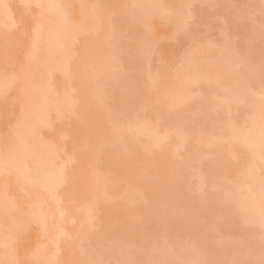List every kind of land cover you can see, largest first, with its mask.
<instances>
[{
	"label": "bare ground",
	"instance_id": "1",
	"mask_svg": "<svg viewBox=\"0 0 264 264\" xmlns=\"http://www.w3.org/2000/svg\"><path fill=\"white\" fill-rule=\"evenodd\" d=\"M127 1L128 0H123L120 5H125L123 4V2L126 3ZM209 1L210 0H199V2L197 0H140L137 4L129 2L130 5L133 6H131V8L135 7V9H137L135 11L136 14H134L133 10L129 12L131 14L133 13L132 16L134 15V19L132 18L133 21H135L136 23L141 22L140 24H143L145 22L139 20H142L143 18V20L145 21V17L154 18L155 21H163L180 16L183 18V15L190 11L189 9L192 4L195 5L194 3H198L196 6L203 7L204 5L205 7V4H209ZM262 2L264 1L262 0L261 3ZM38 4L41 5V7H37ZM49 4L63 5L67 22L72 25H77L81 28L80 40L74 49V58L70 66V77L67 76L65 72L57 68V64L60 61V56L55 50V39L57 34L61 30V25L55 14V10L49 9ZM98 4L99 3L95 0H0V98L11 96L10 98H13L14 100L13 111L15 113L14 119L10 122V133L7 139L0 140V142L6 141L5 143H0V264H133L130 260L123 257L120 259L111 257L108 253V250L106 249V244L104 243L105 241H102L100 239L101 237L99 238L98 233H96L97 230L99 231V229L96 228L99 227L98 225L100 224L97 223V225L91 222V220L89 221V219L91 218L99 219L101 213L107 215V208H105L107 203L105 202L113 201L111 200L112 197L110 196L108 200H105L108 196L105 195L106 198L104 199L103 196H100L99 199V197L95 195V191L98 188V190H100L101 187L104 189L110 184L106 179L104 180V182H102V180L100 181L102 176L101 178H99L95 175L98 172H94V170L91 169V167L95 163L94 155L95 159L97 158L96 156L98 154L99 158L102 156H108V152L114 151V149L115 151H117L123 147L122 145H126V147H124L127 152L131 150L133 153H136L135 151L138 148H141L140 146H142V149L145 148L144 150L149 149L150 147L158 148L161 144L170 143L174 138V133L178 134L180 129L183 131V128L182 124L180 123L176 127L172 124V127H175L174 130H171L166 124L162 125L158 123V125H153V120L149 119V116H147L149 114H145L146 116L143 117H140L139 114L128 116L129 118H127V120L120 125L113 126L112 128L107 127L108 125L105 123L107 122L106 117H108V111H105L104 109L109 104L104 103L106 105L105 106L102 103L104 101H102L103 98L100 97L104 96V92L102 91V93H99L98 97L94 94V88L96 87L97 89L98 82L101 78L109 75V73L107 74L108 69H111L110 71L113 73H110V77L111 75H113L112 78H115L114 75H116L117 72L115 68L118 67L116 63H114L116 67L112 69L113 66L108 65V61L110 60L109 58H111V55H114L116 57V52L118 53V55L120 54L121 50V52H123V42L119 40L121 38H116L112 41V36H114L115 34H111L108 30L112 29V25L109 24L110 21L108 22L110 18H107V14L106 16L105 14H103L105 13V11H103V13L102 11H100L101 3L100 5ZM120 5L117 4L115 8L119 7ZM262 5L261 10H264V6ZM125 6L127 8H130L128 7L127 3ZM69 8H71L73 14L71 15V17L67 16V10ZM138 10H141V12L143 11L142 13L145 17L141 15V18H137L139 20H135V17H138L137 14H142ZM263 10L262 13L264 14ZM200 12L202 14L205 13L203 12V9ZM130 13L129 16H131ZM186 17H184L183 19H185ZM198 18H200V16H197L196 19ZM202 19L205 18H201L196 21L199 22L201 20L203 22L204 20ZM149 21H151V19L148 20L147 24L146 20L145 26L150 25L151 22L149 23ZM37 23L42 24L44 28L42 52L37 62L32 65H24V56L26 51L29 49L33 34V28ZM108 25L110 28H108ZM259 27H261V29ZM259 27V30L258 28H254L255 31L253 32V35L255 36V41L256 37L258 36L263 38H258L261 40L260 43L262 44V40H264V37H262L264 36V25H262V22ZM256 30L260 33H257ZM179 31L180 30H178V32ZM178 32L176 33V35L178 34ZM148 33L150 35L151 41L148 39L149 35L145 30V33L143 35L147 37L143 38L142 35L137 37L136 43L140 44V42L138 41L139 38L140 40L143 39V43H141L143 47L147 46V40L152 43L151 33ZM240 35H242L243 37L244 34L242 33ZM246 37L247 42L244 40V38H242L240 42V44H242L244 47L243 48L242 45H240L243 49V52L245 51V49L253 47L251 38L248 35ZM110 41L112 42V44L110 43ZM115 41L117 42L116 47L115 43L113 44V42ZM50 42L52 44L51 50L49 44ZM150 42L148 44L151 45ZM117 47H119V52L115 50V48ZM134 47L135 46L133 44V48ZM228 47L230 48V46ZM229 48H227V51H233L231 48L229 50ZM261 48L262 47L259 46V50ZM110 49L111 51H109ZM112 49H114L116 52H113ZM257 50L258 49L254 50L256 52L254 54L255 56L252 55L253 53L249 50L250 54L252 53V58L249 53H244L243 57L246 59L249 58L248 61H245L246 64L243 63V61L246 60L244 58L243 61H241V59L239 61V58L237 59V61L242 62V64L237 63V61L233 62L228 58L230 60V63H236L239 65V67L241 65V69H244L243 64L244 67L247 64H251L254 65L256 69L259 68L261 70H259L260 72L258 71L259 75L257 78L259 82L254 79L252 80V76L251 78L249 76H244V73L242 72V75L247 78V82L243 80L244 84L246 83L248 85V83H250L249 85H251L252 90L254 91V93H251L248 89H246L244 92L248 90L250 92L249 94H257L261 97V100L258 99L259 96L255 97V99H257V103H254L255 105L258 104L256 107L257 110H254L255 113L251 109H248L249 111H247L246 106H244L245 102L248 103V101H244V99L248 97V94H246V97L244 98L242 96L243 94H240L241 89H245L242 86L243 84L240 83L243 77L236 78L233 76L235 79H238V81L241 79L240 82L236 81L240 86L234 83L233 87L232 81L235 82V80L233 79H231V81H227L226 74L228 72V69L226 67L228 66L226 65L229 64V60L225 59L223 53H220L222 54L221 56L219 54L220 58H218L216 61L219 63L214 65L216 63L214 62L211 65V63L205 61L204 58L200 59V51L195 52L197 71L193 75L192 79L186 80L183 76L178 77L175 72L171 74L169 76V91L166 92L159 100L163 103L164 107H159L158 109L155 108L154 110L151 109V112H157V114L155 113L156 117H158V114L161 113L160 116L163 117L164 122L165 120L167 122V119L171 121V113L169 110H172V108H176L177 106H179V108L181 109L179 110V112H189L190 110H187L186 106L184 107V105H188L187 103L191 100V96H187L188 89L193 88L194 92L197 93V95L202 94L204 98L206 97V104L202 99L201 106L203 107H199V110L200 108H206V112H211L210 109L214 108L212 110L214 111L215 106L212 98H216V101H219V105L220 107L222 106L221 109L223 108V110L224 108L228 110L235 106L241 107L242 105L240 104H244L243 106L245 107V110L243 111L250 112L249 116L253 115L252 119L250 117V125L248 124L249 122L246 123V121L244 120L245 125L243 124V127H245V129L241 127L242 125H236L234 122H232L233 126L229 127V124L227 123L224 126L225 128H219L218 131L222 134L220 136V142L218 143H215L213 139L214 137L211 138L212 135L210 138L207 137L209 132H206L209 130V128L213 129V131L217 130L216 127L207 125L205 126L206 131H204L205 129L199 130L198 128H201V126L204 127L203 125L205 124L198 125L200 124V122H196V124H192L193 128H190V139L194 141V144L199 146V148H196L192 145L193 154L198 149H200V144H198L196 141L198 139L200 141L199 137L205 135L206 140L209 139L208 142L205 141L206 143H208V146L210 148L213 144V146H215H212V148H215L213 150L207 147V149H210L212 153L214 152L215 154L216 151L222 155V149L225 148L223 153L224 156L222 155V159L220 158V155V157L216 155V158L220 162H231V159L234 158L235 161H238L240 163V176L238 174V176L234 177L235 179L230 176L225 177L226 179H230L226 181H233L234 183L229 184L228 182L226 183V181H223L224 183H222L224 187H222L221 185L219 186L221 187V189L219 187V189H217L221 190L219 191L221 193V196L224 194V199H221L222 203L224 204H222L224 206V209L228 207L227 211L229 213L237 215L238 217L240 216L241 219L243 218V220L241 221L240 218L237 217L238 224H240V222H243V225L241 224V226L244 227L242 228L248 230L250 229L254 234L255 241L253 240V246H255L253 247L252 252H256L257 249L259 260H261L260 264H264V255H262L264 254V82L262 81V79L264 80V72H262L264 63L261 59L262 53H259L261 55L259 56ZM141 53L143 54V52ZM234 56L237 55L235 54ZM234 56L233 58H235ZM107 59L109 60L107 61ZM111 59L113 60L112 64L115 61L117 62V60L114 61L113 58ZM252 59L254 61H257L258 66L256 61L254 62ZM259 62L263 64V66ZM162 65L163 64H161L160 66ZM238 65H234V68L238 67ZM259 65H261V67H259ZM3 67L7 68L8 71L5 72L4 70H2L1 68ZM234 68H231L232 72ZM245 69L246 71H248L249 67ZM252 69L253 68H250V70ZM256 69L254 68V72H252L253 74L256 73ZM156 72L158 73L159 71ZM13 74H15L17 78L16 82L13 85L7 87L6 91H3V89L5 88L6 77H11ZM160 75L162 74H160L159 72V74L154 77L155 81L153 82H157V79L160 78ZM256 83H260L259 88H257V86L254 87ZM149 84H151V82H149ZM237 87H239L240 90L236 89V91L235 88ZM253 87L255 90L253 89ZM257 89L259 92L257 91L256 93L255 91ZM143 90H148V87L144 84ZM214 90H217L219 94L217 93L216 95V91L214 92ZM106 98H109L110 100V96H107ZM109 100L107 99L106 101ZM210 100L211 103L209 102ZM241 101L244 102L240 103ZM208 102L210 105L208 104ZM182 106L184 108H182ZM243 106L242 108L244 109ZM143 107L142 109L140 107V111L143 109L148 111V109H145ZM207 108L209 109V111L207 110ZM159 109L162 112H167L165 113L166 116ZM75 110L76 112H81L83 116L80 117L81 120L79 119L78 121H76L77 123H79L78 126H76V123H74L75 121L72 120V112H74ZM114 110L112 109L110 111ZM215 111L217 112V109ZM64 112H67V117L64 120L57 117L58 113L61 114ZM119 112H121V109H119ZM202 112H204V110H202ZM41 114L44 115V120L40 119ZM180 119L182 118H178L177 120L181 122ZM46 128H49L50 130H52V132L50 131V133L48 132L46 135L38 132ZM158 128L164 130L161 132L160 130H158ZM191 129H193V131H191ZM199 131H204V133H202L201 135L199 134ZM182 134L183 136L186 135L184 133ZM70 138H72L73 141ZM194 138L195 140L196 138L198 139L195 141ZM210 139H212V142L210 141ZM111 142L117 143H115L114 145L117 149L114 148V146L110 145ZM211 143L212 145L210 146ZM51 145H56L58 147L56 164H61L67 161L64 173V183L54 192L49 191L39 183L30 182L28 179H26V176L24 174V167L27 166V168L31 170L30 175H32L33 177H39V175L41 174V168L37 166V161L39 159L47 157L49 147ZM119 145H121V147ZM127 145L129 148L127 147ZM177 145L174 146V154L178 152ZM109 146L113 147L114 149ZM107 147L110 148V150ZM181 147H183V145ZM181 147L179 148L181 149ZM131 148H133V150ZM210 150L209 154L211 153ZM149 151H151V149H149ZM227 151L229 152L226 153ZM172 152L171 154L173 155ZM225 153L226 155L228 154L227 156L229 158L225 156ZM231 153L234 155L230 157L229 155H231ZM191 154H189V157L191 156ZM225 157L227 158V160H225ZM108 158L110 159L109 156L107 157V159ZM163 160L164 158H161V161ZM164 164L165 166H160L162 167L161 169L163 172L160 171L161 169L159 171L161 173H164L165 170L166 173H160V177H158L157 174V178L154 176V180H157L159 178L163 181H166V178L174 176L175 184L174 182L170 183L168 179L169 184L177 185V183H179L178 185H180L181 182L184 181V179L187 177L184 168L176 170L173 168H168L166 163ZM249 164L250 167H247L246 165ZM246 169L249 170L246 171ZM171 171L173 173H171ZM168 172L171 174H169ZM241 172L244 173L241 175ZM202 173L203 175H205V173L207 174L209 172L204 171L201 172V174ZM198 174L196 173L193 175L197 176ZM201 174H199V176L197 177H200ZM175 175H177L178 178H176ZM197 177H195L196 180H199L201 178L200 177L199 179H197ZM260 177L261 179L263 178L261 182ZM135 178V176L128 177V179L131 181L132 179L135 181ZM236 178L239 180L236 181ZM255 179L256 182L254 181ZM108 181L111 184L113 183L115 185L112 180L108 179ZM199 181L198 185L202 184L203 187L202 181H200V183ZM106 182L108 184H106ZM126 182L129 184V186L125 184V182H121L122 185L119 186V182H116V184L118 185H113L111 189L115 190L113 191L114 193L112 192L111 194L114 196L117 194L119 196H123V194L121 193L127 192L123 191L124 188H127L128 191L131 190L130 188H132L135 194H137L138 191L136 192L134 189L136 188L139 190V188H137L135 184H130L128 180H126ZM196 182L197 181H195V184ZM124 185H126L127 187H124ZM200 185L198 187L195 185L197 187V191L198 189H200ZM254 185H256V187H254ZM121 189L123 192L120 191ZM202 189L203 188H201V190ZM133 191H131V193ZM141 192H143V190H141ZM141 192L139 191V196H141V200L143 201V199L148 197V194H146V192ZM131 193L129 194L128 192V194L126 193V196L124 195L123 197H125L127 200H129V197H131L130 200L133 201V199L138 195L134 196V194H132L134 197L133 198L131 196ZM104 194L105 193H103V195ZM141 194H143L144 196L142 197ZM102 199L105 200V206L102 205ZM93 201L95 203H92ZM93 204H95L96 206L94 207ZM112 205H114V202L111 203V207H113ZM93 208L97 210L99 209V214H97V212ZM238 208H240V210H238ZM136 210L140 212L138 209ZM137 211H134L135 214L138 213ZM90 212L91 214L92 212H96V215H90ZM109 213L111 215L110 217H112L113 213ZM90 216L92 217L90 218ZM150 217L154 218V214L151 213ZM103 223L104 226H107L109 224L107 220L103 221ZM136 224V226H140V224ZM107 229L108 228H106V230ZM105 234V236L104 234H102V239H106L109 236L107 232ZM95 243H97L98 245L96 246ZM93 245L96 251L93 250V248L91 249ZM98 246H100V249ZM102 246L105 247L103 248ZM125 246H127L126 243L122 247ZM142 246L143 248H141ZM192 247L193 250L197 251L195 249L196 244L192 245ZM196 248L198 249V247ZM101 249L103 250L101 251L102 254L98 252ZM139 249L140 250H138L137 253L138 260L136 264H146L145 261H149V259L151 258V253H149L147 250H144V245H141ZM169 250L171 249L169 248ZM212 250L215 254L214 249ZM91 252H93V254H91ZM97 253L99 255H97ZM195 253L196 252L189 253V256H191L187 257L188 260L185 259V261H188V263H185L184 260L183 262L185 264H201L200 260L203 256L200 257V254L198 252L196 254L199 255L195 256ZM238 253L240 254V252H237V255ZM233 254L234 253L230 254L228 258L229 260H227L230 261V263H228L227 261L225 263L222 260L217 259L218 264L219 261H222L224 264H237V262L235 261L238 260L241 261L238 264H245L246 262H248L246 258L243 259V256L242 258H238L240 257L239 255L236 256L235 254V256H233ZM94 255H96L97 257H94ZM261 255L263 258H260ZM172 257H174V255ZM203 258L210 261L209 256ZM112 259L116 263H113ZM213 259L210 262L216 264L215 258ZM172 260L176 262L175 264H184L182 261H179L175 257L171 258V261ZM206 260L203 261L202 259L204 264H210L208 262H205ZM242 260L245 261L242 262ZM160 263L165 264L166 259L160 261L158 264ZM150 264H155V262L153 261Z\"/></svg>",
	"mask_w": 264,
	"mask_h": 264
},
{
	"label": "rangeland",
	"instance_id": "2",
	"mask_svg": "<svg viewBox=\"0 0 264 264\" xmlns=\"http://www.w3.org/2000/svg\"><path fill=\"white\" fill-rule=\"evenodd\" d=\"M95 1L99 3L98 5H100L101 3L100 11H102V13L103 11H105V13L103 14H105V16L107 14V18H110L108 22L110 21L109 24L112 25L111 26L112 29H108L110 28L109 25H108V28L106 29H108L111 34L112 33L113 35L115 34L114 36H112L114 38V39L112 38V41L115 40L116 38H121L119 40L123 42V47H122L123 52H121L122 48L118 45L121 48L119 55L115 51L117 50L119 52L118 50L119 47L115 48V50L112 49L113 52L114 51L116 52L115 54L117 55L116 56L117 59L114 55H111L110 57L113 58L114 61L117 60V62L115 61L112 64L113 60L111 58H109L111 61L107 59V61L109 60L108 65L113 66V68L112 67H109V68L114 69L116 67L114 63H116L118 67V68H115L117 71L116 75H114L115 78H112L113 75H111L110 77V73L111 74L113 73L110 71L111 69H108V71L110 72L107 71V74L109 73V75L101 78L98 82L97 89L96 87L94 88L95 90L94 94L97 96L99 95V93H102V91L104 92L103 97L100 94L101 96L100 98H103L102 101H104L102 103L109 104L107 106L104 104L107 108L105 107L104 109L103 107L105 111H108L107 112L108 117H106V121L109 123L106 122L105 124L108 125L106 126L109 128H112L113 126H118L124 121H126L127 118H129L128 116L139 114L140 117H143V116H146L145 114H149L147 116H149V119L153 120V123H154L153 125H158V123L162 125L166 124L167 126H169L171 130H174L175 127L178 126L180 123L182 124V128H183V131L180 129L178 134L174 133L173 135L174 138L170 143L161 144L160 147L158 148L148 147L149 149H151V151H149V149H146L148 150L146 151L144 150L145 148L142 149V146H140L141 148H138L137 150L135 148L136 153H133L131 150L127 152V150L125 149L126 145H122L123 146L122 148L115 151L114 148H116V146L114 145L116 142L112 143L113 142L112 141L110 145L114 146V148L111 146L109 147L114 149V151L108 152L109 154L106 152L108 156L110 157V159L109 158L107 159L108 156H102L99 158L98 157L99 154L97 153L98 154L96 156L98 158L97 160V158L95 159V155H94L95 163L93 164L91 169H93L94 172H98L97 174L99 175L97 174L95 175L98 176L99 178H101L102 176L100 181L102 180V182H104V180L106 179L107 182L110 184L104 189L101 187L102 189L100 188V190H98L99 189L98 188L97 189L98 191L97 190L95 191V195L98 196L99 199H100V196H103V199L106 198V196H108L107 199L105 200H108V198L112 197L111 200H113L112 202H114V205H112L113 207H111V203H112L111 201L105 202L107 203L105 207L107 208L106 209L107 215H104L103 213H101L99 219L91 218L92 216H90L91 219H89V221L91 220V222H93L94 224H97V223L100 224V225L97 224L99 227H97L96 229H99V231L97 230L96 233H98V236L99 238L101 237L100 239L102 241H105L104 243L106 244V249L108 250V253L113 258L115 257L117 259H120L123 257L125 259L130 260L133 264H136L138 260L137 253H138V250H140L139 247L141 245H144V250H147L149 253H151V256H150L151 258L149 259V261L147 260L148 263L147 261H145L146 264H150L153 261L155 262V264H158L160 261L165 260V259H166L165 264H175L176 263L175 261L173 260L171 261V258H174V257L177 258L179 261L183 262L184 260L185 263H188V261H185V259L188 260L187 257L191 256V255L189 256L190 252L191 253L198 252L200 254L199 255L195 253V256L196 255H199L200 257L209 256L210 261L213 258H215L216 264H218L217 259L222 260L223 262L226 263V261L229 260L228 258L230 254L232 253H234L233 256H235V254L236 256L239 255L240 257L238 258H242V256H243V259L246 258L248 261L246 263L248 264H260L261 260H259L257 249H256V252L254 251L252 252L253 247L255 246V245L253 246V242L255 241L254 234L251 232L250 229L248 230V229L242 228L244 227V226H241L243 222H240V224H238L237 219L240 218V216L238 217L237 215H233L229 213L227 211L228 207L224 209V206H223L224 204L222 203V200L224 199L223 198L224 194L221 196V193L219 192L221 190H218L219 188L221 189V187L219 186L222 185V187H224L223 183L226 180H230L228 178L226 179L225 177L230 176L234 178L235 176H238V174L240 173V167H241L240 163L238 161H235L234 158L231 159V162H227V161L220 162L216 158V155H218V157L221 156L220 158L222 159V157L224 156L223 153H224L225 148L222 149L223 156L216 151H215V154L214 152L212 153L210 149L212 150L215 149V148H212L214 144L212 145L211 143L210 146L211 145L212 146L210 148L208 146V143L205 142V141L208 142L209 139L206 140L205 135H202V133L206 131L205 126L207 125L211 127H216L217 130L213 131V129L209 128V130L206 131L207 133L209 132L208 135L206 133L205 134L209 138L212 135L211 138L214 137L213 139L215 143H218L220 142L219 140L222 134L221 132L218 131V129L225 128L224 127L225 124L228 123L230 127V126H233L232 122H234L236 125H240V126L242 125L241 127L245 129V127H243L245 125V122H244L245 120L246 123L249 122L248 124L250 125V117L252 119L253 115L249 116L250 112H247V111H249L250 109L253 110V112L254 110H257L256 107L258 104L255 105L254 102L257 103V99H255V97L259 95L249 94L250 92L254 93V91L252 90L251 85H249L250 83H248V85L246 83L244 84V81L247 82V78L244 76H249L250 78L252 76L253 77L252 80L254 79L259 82L257 77L261 70L259 68L256 69V67L251 64L250 65L247 64L244 67V64H246L245 61H248L249 58L246 59L243 56H244V53L250 54V51L253 53L251 54L254 55L256 53L254 50L256 49L259 50V46L262 48L264 47V40H262V44L260 43L261 42L260 39H263V38L257 35L258 37H256V41H255V38H254L255 36L253 35L254 34L253 32L255 31L254 28L257 29L259 25L261 24V22H262V25H264V14L262 13L263 9L261 10L262 8L261 5L264 2L261 3L262 0H210L209 4L208 3L205 4V7L204 5L203 7L196 6L198 3L197 4L194 3L195 5L192 4V6L190 5L191 7L189 6L190 11L186 13L185 15H183L184 17L187 16L185 19H183L184 17L182 18L180 16V17H174V18H170L167 20H163V21H155L154 18L145 17L143 16V13H142L143 11L141 12V10H138L142 14L140 15L137 14L138 17H135V20L137 18H141V15H142L143 17H145V21L143 20V18L142 20H139V19L137 20L145 22V23L147 20V24H148V20L151 19V21H149V23L150 22L151 23L150 25H147L148 26L147 27L145 26V23L140 24L141 22L136 23L135 21H133L132 18L134 15L132 16L133 13L132 14L130 13L133 10L134 14H136L135 11L137 10L135 9V7L131 8L132 5H130V3L132 2L133 4L134 3L137 4L140 0H128L126 3L128 4V7L130 8H127L125 6L126 3L124 2L123 4L125 5L123 4H122L123 6L120 5V3H122L123 0H95ZM197 1L199 2V0ZM117 4L120 6L115 8ZM262 6H264V4ZM202 9H203V12H205L203 14L200 12L202 11ZM129 13L131 14V16H129ZM71 15H73L72 10L71 8H69L67 10V16L71 17ZM197 16H200V18L198 19L205 18V19H202L204 21L202 22L200 20L199 21L200 23L197 22L198 21V19H196ZM259 28L261 29V27ZM145 30L147 31L148 35H149L148 32H150L152 36V43L150 42L151 41L150 35L148 36V39L150 41L147 40L148 43L150 42L152 45L151 54H146L147 52L146 47L145 46L143 47L141 45V43H143L142 42L143 39L140 40L139 38L138 41L140 42V44L136 43L137 37L141 35L143 38L147 37L143 35L145 33ZM178 30L180 31L178 32ZM177 32L178 34L176 35ZM242 33L244 34L243 37L242 35H240ZM257 33H260V32L258 31ZM245 35L246 36L248 35L251 38V43L253 47L247 48L245 49L246 52L245 51L243 52V49H242L243 45L240 44V42L242 38H244V40L247 42V37ZM110 43L112 44L111 41ZM114 43L116 47L117 42L115 41L113 42V44ZM148 43L146 42L147 45H149ZM133 44L135 46L134 48H133ZM240 45H242V47ZM228 46H230V48L233 51H231ZM227 48H229L230 52L227 51ZM262 48L259 50V52L257 50V53L258 54L262 53L261 54L262 56L260 54L259 56L262 57L261 59H262V62L264 63V48L263 50ZM109 51H111V49ZM197 51L198 52L200 51L199 52L200 59L204 58V60L207 61L208 63H211V65L212 63L216 62L218 58H220V56L222 55L220 54L221 52L225 56L226 60L230 59L233 62L237 61L238 58H239V61L240 59L241 61L246 59L243 61L244 63L243 68L245 69L249 67V70L247 69L249 72L246 71V69L245 70L241 69L240 68L242 67L241 65L239 67V65L236 63H233V62L230 63V60H229V64L226 66H228L230 69L226 67L228 69V72L226 74L227 75L226 79L227 81L229 80L231 81V79L235 80V82L232 81L233 83L232 86H233L234 83L238 85L237 82L241 81V79L238 81V79H235L234 77L245 78V79L242 78V81L243 80L244 81L240 82L243 84V85L241 84L243 88H245L244 90L241 89L240 94H243L242 95L243 98L246 97L245 96L246 94H248L247 95L248 97L244 99V101H248V103L245 102L244 103L245 105L240 104L244 102V101L243 102L241 101L239 104L242 106L243 105L246 106L247 111H243L245 110L244 106H243L244 107L243 109L242 106L232 107L233 105L231 106L232 108L228 110L224 108L223 110V108L221 109L222 106L220 107L219 105V101H216V98L214 99L212 98V100L215 106V110L217 109V112L215 110H214L215 112L212 111L214 108L210 109L211 112H206L205 110L206 108L205 109L200 108L201 110L200 111L199 107H203L201 106L202 99L205 102L206 97L204 98L202 94L197 95V93L194 92L193 88H190L187 91V96L189 97L191 96L190 98L191 100L190 99H189L190 101L188 100L189 101L187 103L188 105L186 104L184 105V107L186 106V109L190 111L189 112H182V111L179 112V110H181L179 106H177L178 108L176 107L177 109L172 108V110H169L171 113V118L169 117L171 121L167 119V122L169 121L167 124L166 120H165L166 122L165 123L163 120V117L160 116L161 113L158 114L159 116L157 115L158 117H156L155 113L157 114V112H154V111L151 112V109L154 110L155 108L158 109L159 107L160 108L164 107L163 103L159 100L162 98V96L166 92L169 91L168 90L170 87L169 76L174 73L173 69L176 67V65L179 63L182 57H185L189 53H193V52H194V56H196L195 52ZM141 52H143V54ZM232 52L234 55L236 54L237 56H234ZM233 56L235 58H233ZM217 63L219 62H216L214 65H216ZM237 63L242 64V62H238V61ZM161 64H163L162 65L163 67L160 66ZM233 64L238 65V67L234 68ZM261 65L263 66V64ZM261 65H259V67H261ZM257 66H258V63H257ZM231 68H234L233 72ZM250 68H253V69L250 70ZM254 68L256 69V73L253 74L252 72H254ZM1 69L4 70L5 72L8 71V69L5 67ZM156 71H159L160 74L162 75H160V78L157 79L158 81L156 80L157 82H153L154 77H156L157 74H159V72L157 73ZM242 72L244 73V76L242 75ZM262 72H264V66H263ZM262 81L264 82L263 79ZM149 82H151V84H149ZM143 84L148 87V90L146 91L143 90ZM259 84L256 83L254 87L257 86V88H259ZM236 89L240 90L239 87L235 88V90ZM246 89H248L250 92L248 90L244 92ZM215 91H216V95L217 93L219 94L217 90H214V92ZM257 91L258 89L255 92L257 93ZM107 96H110V100L109 98H106ZM10 97L11 96L0 98V140L7 139L10 133V126H11L10 122L14 119V114H15L13 111L14 100L13 98H10ZM240 98H241V95H240ZM107 99L109 101H106ZM258 99L261 100V97L259 96ZM209 102L211 103V100ZM140 107L141 109L142 107L145 109H148V111L144 109L140 111ZM184 107L182 106V108ZM112 109L113 110L115 109V110L110 111ZM119 109H121V112H119ZM196 110L199 112H197ZM202 110H204V112H202ZM207 110L209 111L208 108ZM142 111H147V112H142ZM162 113L165 114L167 112L163 111ZM81 116H82L81 112H76V110L72 112V117H73L72 120L75 121L74 123H76L75 124L76 126L79 125V123H77L76 121H78L79 119L81 120L80 118ZM57 117L64 120L67 117V112H64L61 114L58 113ZM176 118L177 119L182 118L180 119L181 122H179ZM233 120H235L236 122ZM196 122L197 123L200 122V124L198 125L205 124L203 125L204 127L201 126V128H198L199 130H203V129L205 130L203 132L199 131L200 133L197 132L201 134L203 137L200 135L201 136L199 137L200 141L198 138H196V140L198 139L197 141L194 138V140L198 144H200V149H198L193 154L192 153L193 146L196 148H199V146L194 144V141L190 139L191 138L190 128H193L192 124H196ZM172 124L175 125L174 128L172 127L173 126ZM158 130L162 132L164 129L162 130L161 128L160 129L158 128ZM50 131L52 132V130H50L49 128H46L38 132L39 133L41 132L42 134L46 135L48 132L50 133ZM191 131H193V129H191ZM182 133L186 135L183 136ZM70 139L72 140V138ZM211 140L212 139H210V141ZM5 142L6 141L2 143H5ZM180 143L183 145V147H181L182 145ZM175 145H177V149H178V150L176 149L178 151V152L176 151L177 152L176 154H174ZM119 146L121 147V145ZM179 147H181V149ZM207 147L210 148L209 149L211 152L210 154H209V150L207 149ZM108 149L110 150V148ZM131 149L133 150V148ZM171 152L173 153V155L171 154ZM228 152L229 151H227L226 153ZM226 153H225V156L228 155V154L226 155ZM189 154H191L190 156L191 158L189 157ZM232 155L234 154L231 153V155L229 156L231 157ZM161 158H164V160L161 161ZM225 160H227L226 157H225ZM164 163H166L168 168H173L176 170L184 168L185 174L187 177L185 176L186 178L184 179V181L181 182L180 185H178L179 183H177V185L169 184V181L170 183L175 181L174 176L173 177L170 176V178H166L163 175L167 179L166 181L168 183L165 180L163 181L162 179H159V178H158L159 180L153 179L155 177L157 178V176L160 177L159 176L160 173L163 172L161 168L165 166ZM246 166L250 167V164ZM249 169H246V171ZM204 171L209 172V173L207 174L205 173V175H203V173L201 174V172H204ZM164 173H166L165 170H164ZM164 173H161V174H164ZM171 173L173 172L171 171ZM196 173L201 174L200 175L201 178L197 177L199 176V174L197 176L193 175ZM243 173L241 172V175ZM177 175H175L176 178H178ZM192 175H193V178H192ZM130 176L131 177L135 176L136 177L135 181L133 179H132L133 182L129 180L128 177ZM194 176L197 177V179L199 178L202 179V180L200 179L199 180L202 181L203 187H202V184L201 185L199 184L201 187L200 189H198V191L196 190V188L199 186L198 185L199 180H196ZM108 179L112 180L115 183V185H118L116 184V182H119V186L122 185L121 182L123 183L125 182V184L129 186V184L126 182V180H128L130 184H135L137 188H139V190L136 188L134 189L136 192L138 191L137 194H135L132 188H130L131 190L128 191L127 188L123 189L122 187L123 191H127L125 193H121L123 194V196L124 195L126 196V193L128 194V192L130 194L131 191H133L131 193L132 197H133L132 194H134V196L136 195L139 196L140 195L139 191L141 192V190H143V192H146V194H148V197L146 198L144 197L145 199L142 198L143 199L142 201L141 196H139V198L138 196H136L135 197L136 199L133 197L134 199L133 201H131L130 200L131 197H129L130 195L128 196L130 199L128 198L129 200H127L122 195H120L121 196L120 197L117 194L118 192L116 193L118 196L115 195L116 196L115 197L114 195L111 194L115 190V189L114 190L111 189L114 184L113 183L111 184L108 181ZM262 179L260 180V182L262 181ZM237 180L239 179L236 178V181ZM195 181H197L196 184H195ZM254 181L256 182V179ZM107 182L106 184H108ZM227 182L228 181H226V183ZM228 183L230 184L234 182L231 181ZM124 187H127V186L124 185ZM254 187H256V185H254ZM201 188L203 189L201 190ZM122 189L120 190L121 192H123ZM103 193L105 194L103 195ZM141 195L142 197L144 196L143 194ZM103 199H102L103 201L102 205L105 206L104 205L105 200ZM94 201L92 203H95ZM93 206L95 207L96 205L93 204ZM93 209L97 212V214H99L100 212L99 209L98 210L95 208ZM136 209H138L140 212H138ZM229 210H230V207H229ZM238 210H240V208H238ZM134 211L135 212L137 211L138 213L135 214ZM96 212L95 213L92 212V214L96 215ZM109 212L113 213L112 217H110L111 215ZM151 213L154 214V218L150 217ZM92 214L90 212V215ZM105 220L109 222L107 226H104L103 221ZM240 220L242 221L243 218L242 219L240 218ZM136 223L140 224V226L139 227L136 226L137 225ZM106 228H108L107 229L108 231L106 230ZM106 232L107 234H109L108 237L106 236L108 239L105 237L107 240L102 239L103 238L102 234H104L105 236ZM124 242L126 243L127 246L122 247L125 244ZM194 244H196V247H198V249L195 247L197 251L193 250L192 245ZM95 245L97 246L98 244L95 243ZM100 246H98L99 249H100ZM92 248L93 250H95L94 245L91 247V249ZM141 248H143V246ZM169 248L171 250H169ZM212 249H214L215 254ZM101 251L103 250L101 249L98 252L102 254ZM237 252H240V254L238 253L237 255ZM91 254H93V252H91ZM97 255L99 254L97 253ZM173 255L174 257H172ZM262 255L260 256V258H263ZM95 256L96 255H94V257ZM203 257H202L203 261L206 260ZM202 259L200 260V263L204 264ZM115 261H118V260H115ZM210 261L206 260L205 262H208L211 264L212 262ZM222 261H219V264L223 263ZM244 261L245 260H242V262ZM227 262L230 263V261H227ZM235 262H237L238 264L241 261L238 260ZM113 263H116V262L113 261Z\"/></svg>",
	"mask_w": 264,
	"mask_h": 264
},
{
	"label": "snow or ice",
	"instance_id": "3",
	"mask_svg": "<svg viewBox=\"0 0 264 264\" xmlns=\"http://www.w3.org/2000/svg\"><path fill=\"white\" fill-rule=\"evenodd\" d=\"M41 7V5H37ZM49 9H54L58 21L61 25V30L57 34L55 39V50L60 56V61L57 64V68L67 76H71V63L73 60V53L76 45L79 43L81 28L77 25H72L67 22L66 14L64 12V6L59 4H49ZM95 7V6H93ZM44 28L43 25L37 23L33 28V34L29 49L26 51L24 56V65H32L37 62L40 58L42 52V39H43ZM50 50L52 48L51 42ZM152 45H147L146 54H151ZM23 70V67H22ZM178 77L183 76L186 80L192 79L193 75L197 71V64L195 61L194 52L189 53L185 57H182L176 67L173 69ZM16 76L13 74L11 77H6L5 88L13 85L16 82ZM155 81V78H154ZM41 120L45 117L43 114L40 116ZM58 154V147L56 145H51L49 147V152L46 158L39 159L37 161V166L41 168V174L39 177H33L30 175V169L27 166L24 167V174L26 179L32 183H39L51 192L57 190L64 183V173L67 165V161L56 164V156Z\"/></svg>",
	"mask_w": 264,
	"mask_h": 264
}]
</instances>
